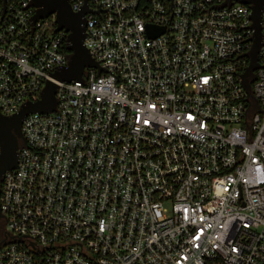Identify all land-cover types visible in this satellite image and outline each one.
Listing matches in <instances>:
<instances>
[{
  "label": "built area",
  "instance_id": "2783aa9c",
  "mask_svg": "<svg viewBox=\"0 0 264 264\" xmlns=\"http://www.w3.org/2000/svg\"><path fill=\"white\" fill-rule=\"evenodd\" d=\"M68 2L104 72L60 83L67 33L0 0V116L57 85L0 181V264H264V9L246 88L248 6Z\"/></svg>",
  "mask_w": 264,
  "mask_h": 264
},
{
  "label": "water",
  "instance_id": "95a60500",
  "mask_svg": "<svg viewBox=\"0 0 264 264\" xmlns=\"http://www.w3.org/2000/svg\"><path fill=\"white\" fill-rule=\"evenodd\" d=\"M35 9L33 22L54 16L56 31L67 33V49L70 52L67 67L57 69L51 74V78L56 82L71 83L82 81V75L86 68H95L104 72L97 62L89 55L84 47L85 38V16L90 11L85 6L80 12H73L68 0H29ZM226 4H240L248 6L250 9V19L252 22V47L249 52V65L243 74L244 86L248 85L245 79L249 77L257 68V54L261 47V16L264 9V0H225ZM163 33V29L149 27L147 34L149 37H156ZM57 85L47 81L41 92L40 99L36 102H26L20 110L12 116H0V181L6 171L16 168L18 161V150L21 142L24 143L21 127L25 117L29 114H49L56 109ZM2 215L0 213V219Z\"/></svg>",
  "mask_w": 264,
  "mask_h": 264
},
{
  "label": "flooded vegetation",
  "instance_id": "af4514ba",
  "mask_svg": "<svg viewBox=\"0 0 264 264\" xmlns=\"http://www.w3.org/2000/svg\"><path fill=\"white\" fill-rule=\"evenodd\" d=\"M3 221L0 219V230L2 229Z\"/></svg>",
  "mask_w": 264,
  "mask_h": 264
},
{
  "label": "trees",
  "instance_id": "16d2710c",
  "mask_svg": "<svg viewBox=\"0 0 264 264\" xmlns=\"http://www.w3.org/2000/svg\"><path fill=\"white\" fill-rule=\"evenodd\" d=\"M63 49H64L67 53L69 52L66 46H64ZM69 53H70V52H69Z\"/></svg>",
  "mask_w": 264,
  "mask_h": 264
}]
</instances>
